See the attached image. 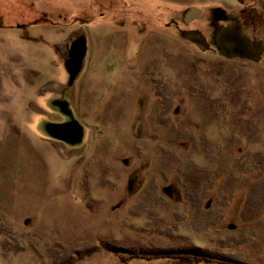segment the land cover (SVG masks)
<instances>
[{
	"label": "rangeland",
	"instance_id": "rangeland-1",
	"mask_svg": "<svg viewBox=\"0 0 264 264\" xmlns=\"http://www.w3.org/2000/svg\"><path fill=\"white\" fill-rule=\"evenodd\" d=\"M238 23L264 45V0H0V264H264Z\"/></svg>",
	"mask_w": 264,
	"mask_h": 264
},
{
	"label": "water",
	"instance_id": "water-1",
	"mask_svg": "<svg viewBox=\"0 0 264 264\" xmlns=\"http://www.w3.org/2000/svg\"><path fill=\"white\" fill-rule=\"evenodd\" d=\"M184 35L192 39L203 40L206 46H210L209 42L206 39H202L197 32L185 30ZM213 36L216 48L226 56H239L257 60L264 52V45L252 42L248 37L243 35L239 23L228 27L224 25L220 26Z\"/></svg>",
	"mask_w": 264,
	"mask_h": 264
},
{
	"label": "flooded vegetation",
	"instance_id": "flooded-vegetation-1",
	"mask_svg": "<svg viewBox=\"0 0 264 264\" xmlns=\"http://www.w3.org/2000/svg\"><path fill=\"white\" fill-rule=\"evenodd\" d=\"M19 1L21 2V0H19ZM243 10H245V9H243ZM242 12H244V11H242ZM242 12H241V13H242ZM226 17H228V16H226ZM226 17L224 18V20H226Z\"/></svg>",
	"mask_w": 264,
	"mask_h": 264
}]
</instances>
